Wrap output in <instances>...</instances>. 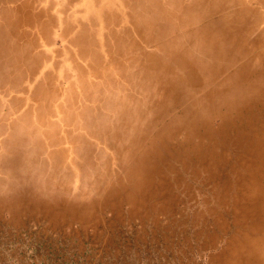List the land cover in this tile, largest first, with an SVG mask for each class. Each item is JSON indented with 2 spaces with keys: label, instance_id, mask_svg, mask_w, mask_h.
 <instances>
[{
  "label": "rangeland",
  "instance_id": "374dc122",
  "mask_svg": "<svg viewBox=\"0 0 264 264\" xmlns=\"http://www.w3.org/2000/svg\"><path fill=\"white\" fill-rule=\"evenodd\" d=\"M163 1L0 0V264H264V0Z\"/></svg>",
  "mask_w": 264,
  "mask_h": 264
},
{
  "label": "bare ground",
  "instance_id": "6f19581e",
  "mask_svg": "<svg viewBox=\"0 0 264 264\" xmlns=\"http://www.w3.org/2000/svg\"><path fill=\"white\" fill-rule=\"evenodd\" d=\"M164 1H165V0H164ZM164 1H163V2H164ZM166 1H167V0H166ZM17 4H18V3H17ZM9 5H10V4H9ZM9 5H8V6H9ZM15 5H16V4H15ZM15 5H14V6H15ZM5 6H7V4H6ZM128 6H129V5H128ZM130 7H131V6H130ZM6 9H7V8H6ZM6 9H5V10H6ZM47 9H48V8H47ZM49 9H50V7H49ZM134 11H135V10H134ZM47 12H48V11H47ZM7 13H8V12H7ZM34 13H35V12H34ZM50 13H51V12H50ZM133 13H134V12H133ZM133 13H132V14H133ZM0 14H1V13H0ZM135 14H136V13H135ZM9 15H10V14H9ZM16 15H17V14H16ZM46 15H48V14H46ZM6 16H7V15H6ZM6 16H5V17H6ZM130 16H132V15H130ZM2 18H3V17H2ZM7 18H8V17H7ZM31 18H32V17H31ZM7 20H8V19H7ZM93 20H94V19H93ZM7 22H8V21H7ZM39 22H40V21H39ZM39 22H38V23H39ZM3 23H4V20H3ZM87 25H88V24H87ZM4 27H5V26H4ZM13 27H15V26H13ZM6 29H7V28H6ZM11 29H12V27H11ZM15 29H16V28H15ZM49 30H50V29H49ZM11 31H12V30H11ZM11 31H10V32H11ZM8 32H9V31H8ZM141 33H142V32H141ZM143 33H144V32H143ZM142 35H143V34H142ZM9 41H10V40H9ZM145 41H146V40H145ZM146 42H147V41H146ZM14 43H15V42H14ZM143 44H144V43H143ZM148 44H149V42H148ZM11 45H13V44H11ZM102 45H103V44H102ZM146 45H147V44H146ZM24 46H25V45H24ZM150 47L153 48V45L150 46ZM8 48H9V47H8ZM23 48H24V47H23ZM23 48H22V49H23ZM155 48H156V47H155ZM95 50H96V49H95ZM148 50H149V49H148ZM21 51H22V50H21ZM30 51H31V50H30ZM96 51H97V50H96ZM18 52H19V51H17V53H18ZM10 53H12V52H10ZM100 53H101V52H100ZM159 53H160V52H159ZM160 54H161V53H160ZM160 54H159V55H160ZM21 56H22V55H21ZM11 57H12V56H11ZM26 57H27V56H26ZM20 58H21V57H20ZM20 58H19V59H20ZM16 59L18 60V58H16ZM21 59H22V58H21ZM25 60H26V59H25ZM108 60H109V59H108ZM22 63H23V62H22ZM24 65H25V63H24ZM22 66H23V65H22ZM23 67H24V66H23ZM100 67H101V66H100ZM100 67H98V68H100ZM24 68H25V67H24ZM76 70H77V69H76ZM19 71H21V70H19ZM22 71H24V70H22ZM29 71H30V70H29ZM31 71H32V70H31ZM14 73H15V72H14ZM17 73H18V72H16V74H17ZM19 73H20V72H19ZM16 74H15V75H16ZM30 75H31V74H30ZM20 77H21V76H20ZM21 79H22V78H21ZM50 79H51V78H50ZM84 79H85V78H84ZM47 81H48V80H47ZM44 82H45V81H44ZM78 82H79V81H78ZM80 82H81V81H80ZM20 83H21V82H20ZM260 85H261V84H260ZM260 85H259V86H260ZM42 86H44V85H42ZM257 86H258V85H257ZM40 88H41V87H40ZM44 88H45V87H44ZM16 89H17V88H16ZM41 89H42V88H41ZM263 89H264V88H263ZM45 90H46V89H45ZM257 90H259V89H257ZM40 91H42V90H40ZM50 92H51V91H50ZM52 92H53V91H52ZM263 92H264V91H263ZM258 93H259V92H258ZM44 94H45V93H44ZM38 96H39V95H38ZM258 96H259V95H258ZM35 98H36V97H35ZM44 98H45V95H44ZM58 99H59V98H58ZM63 100H65V98H64ZM41 101H42V100H41ZM258 101H259V100H258ZM22 103H23V102H22ZM55 103H56V102H55ZM63 103H64V102H63ZM243 103H244V102H243ZM18 105H19V104H18ZM18 105H17V107H18ZM243 106H244V105H243ZM263 106H264V105H263ZM63 107H64V106H63ZM15 108H16V106H15ZM59 110H60V109H59ZM235 110H236V109H235ZM257 110H258V109H257ZM52 111H53V110H52ZM52 111H51V112H52ZM211 111H212V110H211ZM235 112H236V111H235ZM241 112H242V111H241ZM236 114H237V113H236ZM13 115H14V114H13ZM13 115H12V116H13ZM62 115H63V114H62ZM211 115H212V114H211ZM214 115H215V114H214ZM8 116H9V115H8ZM221 116H222V115H221ZM237 116H238V115H237ZM9 117H10V116H9ZM220 118H221V117H220ZM7 119H8V117H7ZM7 119H6V120H7ZM11 120H12V119H11ZM220 120H221V119H220ZM228 120H229V119H228ZM228 120H226V121H228ZM8 121H10V120H8ZM1 122H2V121H1ZM4 122H5V121H4ZM50 122H51V121H50ZM50 122H49V123H50ZM228 122H229V121H228ZM246 122H247V121H246ZM2 123H3V122H2ZM59 123H60V122H59ZM230 123H231V120H230ZM5 124H6V123H5ZM7 124H9V122H7ZM44 124H46V123H44ZM232 125H233V124H232ZM206 126H208V125H206ZM44 127H45V126H44ZM216 128H217V124H216ZM216 128H215V129H216ZM260 128H261V127H260ZM209 129H210V128H209ZM62 131H63V130H62ZM244 131H245V130H244ZM195 132H196V131H195ZM215 132H216V131H215ZM39 133H40V132H39ZM7 134H8V133H7ZM63 134H64V133H63ZM253 134H254V133H253ZM256 134H257V133H256ZM212 135H213V133H212ZM239 135H240V134H239ZM170 136H171V135H170ZM178 136H179V135H178ZM193 137H194V135H193ZM209 137H210V136H209ZM246 138H247V137H246ZM256 138H257V137H256ZM261 138H262V137H261ZM186 139H187V138H186ZM197 141H198V139H197ZM220 144H221V142H220ZM248 144H249V143H248ZM163 145H164V144H163ZM258 145H260V144H258ZM184 148H185V147H184ZM215 148H216V147H215ZM71 149H72V147H71ZM163 149H164V148H163ZM194 149H195V148H194ZM248 149H249V148H248ZM253 149H254V148H253ZM155 150H156V149H155ZM216 150H217V148H216ZM218 150H219V148H218ZM205 151H206V150H205ZM224 151H225V150H224ZM246 151H248V150H246ZM206 152H207V151H206ZM261 152H262V151H261ZM158 153H159V152H158ZM256 153H257V152H256ZM168 154H169V153H168ZM222 157H223V156H222ZM149 158H150V157H149ZM248 158H249V157H248ZM252 158H253V157H252ZM257 158H259V157H257ZM241 160H242V159H241ZM261 161H262V160H261ZM211 164H212V163H211ZM233 165H234V164H233ZM242 165H243V163H242ZM71 166H72V165H71ZM247 166H248V165H247ZM245 167H246V166H245ZM252 167H253V166H252ZM255 167H256V166H255ZM74 170H75V169H74ZM251 170H252V169H251ZM137 172H138V170H137ZM247 173H248V172H247ZM252 174H253V173H252ZM75 175H76V174H75ZM162 175H163V174H162ZM130 176H132V175H130ZM135 177H138V176L135 175ZM145 177H146V176H145ZM243 179H244V178H243ZM124 181H125V180H124ZM242 181H243V180H242ZM78 183H79V182H78ZM125 183H127V182H125ZM245 184H246V183H245ZM247 185H248V182H247ZM251 185H252V184H251ZM122 186H123V185H122ZM122 186H121V187H122ZM169 187H170V186H169ZM124 188H125V187H124ZM170 188H171V187H170ZM243 188H244V187H243ZM152 189H153V188H152ZM168 189H169V188H168ZM168 189H167V190H168ZM262 189H263V188H262ZM114 190H115V189H114ZM123 190H124V189H123ZM138 190H139V189H138ZM241 190H242V189H241ZM254 190H255V189H254ZM117 191H118V190H117ZM257 191H258V190H257ZM128 192H129V191H128ZM150 192H151V191H150ZM150 192H149V193H150ZM247 192H248V191H247ZM106 194H107V193H106ZM117 194H118V193H117ZM117 194H116V195H117ZM262 194H263V193H262ZM124 195H125V194H124ZM133 195H134V194H133ZM236 195H237V194H236ZM248 195H249V194H248ZM251 195H252V194H251ZM257 195H258V194H257ZM25 196H26V195H25ZM125 196H126V195H125ZM104 197H105V196H104ZM131 197H132V196H131ZM150 197H151V196H150ZM127 198H128V197H127ZM132 198H134V197H132ZM261 198H262V197H261ZM128 199L131 200L130 198H128ZM259 199H260V198H259ZM236 200H237V199H236ZM60 201H61V200H60ZM62 201H63V200H62ZM260 201H261V200H260ZM15 202H16V201H15ZM32 202H33V201H32ZM63 202H64V201H63ZM255 202H256V201H255ZM255 202H254V203H255ZM261 202H262V201H261ZM13 203H14V202H13ZM42 203H43V202H42ZM67 203H68V202H67ZM69 203H70V202H69ZM28 204H29V203H28ZM36 204H38V203L36 202ZM44 204H45V203H44ZM57 204H58V203H57ZM8 205H9V204H8ZM50 205H51V204H50ZM63 205H64V204H63ZM37 206H38V205H37ZM15 207H16V206H15ZM259 207H260V206H259ZM138 208H139V207H138ZM242 208H243V207H242ZM244 208H245V207H244ZM75 209H77V208H75ZM158 211H159V210H158ZM235 211H236V210H235ZM237 211H238V210H237ZM71 212H72V211H71ZM225 214H226V213H225ZM252 214H253V213H252ZM259 214H260V213H259ZM244 215H245V214H244ZM227 216H228V215H227ZM227 216H226V217H227ZM254 219H255V218H254ZM209 221H211V220H209ZM223 223H224V222H223ZM261 224H262V223H261ZM219 226H220V225H219ZM232 227H233V226H232ZM244 227H245V226H244ZM254 227H255V226H254ZM259 227H260V226H259ZM255 228H256V227H255ZM225 229H226V228H225ZM229 229H230V228H229ZM214 230H215V229H214ZM210 231H211V230H210ZM185 232H186V231H185ZM260 232H261V231H260ZM218 233H219V232H218ZM229 233H230V232H229ZM226 234H227V233H226ZM215 235H216V234H215ZM220 240H221V239H220ZM227 240H228V239H227ZM221 242H223V241L221 240ZM230 242H231V241H230ZM249 246H250V245H249ZM256 246H257V245H256ZM244 247H245V246H244ZM257 247H258V246H257ZM230 248H231V247H230ZM217 249H218V248H217ZM252 250H253V249H252ZM236 251H237V250H236ZM223 252H224V250H223ZM223 252H222V253H223ZM240 252H241V251H240ZM234 255H235V254H234ZM259 255H260V254H259ZM231 256H232V254H231ZM240 256H241V255H240ZM243 256H244V255H243ZM249 256H250V255H249ZM263 256H264V255H263ZM228 257H229V256H228ZM257 257H258V256H257ZM221 258H222V256H221ZM241 259H242V257H241ZM236 260H237V259H236ZM220 261H221V260H220ZM233 261H234V260H233ZM235 263H236V262H235ZM242 263H243V262H242ZM231 264H233V263H231ZM238 264H239V263H238ZM244 264H245V263H244Z\"/></svg>",
  "mask_w": 264,
  "mask_h": 264
}]
</instances>
